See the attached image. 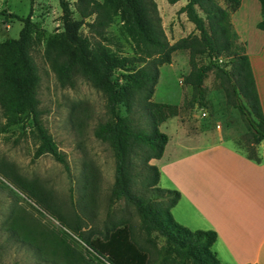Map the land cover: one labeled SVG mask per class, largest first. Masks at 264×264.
Here are the masks:
<instances>
[{
    "label": "trees",
    "instance_id": "16d2710c",
    "mask_svg": "<svg viewBox=\"0 0 264 264\" xmlns=\"http://www.w3.org/2000/svg\"><path fill=\"white\" fill-rule=\"evenodd\" d=\"M58 1L62 13L56 31L39 29L30 21L29 14L19 17L8 13L9 17L21 20V27L16 37L0 40V131L29 119L36 140L32 159L48 154L67 167L63 152L42 122L38 106V73L30 51L42 42L43 57L59 85H72L76 77H81L102 93L106 116L97 122L93 135L107 142L113 156L109 200H122L133 206L148 244L144 246L135 240L127 220H114L108 212L100 228L93 224L87 227L88 223L73 208L61 211L47 189L0 161L1 170L11 178L12 184L51 208L84 247L78 249L73 238L52 235L49 229L34 230L17 213L10 222L11 229L15 232L14 228L20 229L18 236L24 241H45L46 236H53L49 251L60 259L59 264H225L210 249L215 232L191 230L176 222L170 207L177 201L179 192L157 185L159 170L148 160L162 154L167 135L158 125L177 114L178 106L153 100L151 95L158 66L169 63L172 52L185 50L189 70L182 81L191 89L185 104L204 107L203 79L211 70L227 102L237 109L247 128L244 144L237 142V149L255 161L264 159V153L258 154L255 147L264 139V116L248 56L235 43L236 32L230 21V14L238 8L240 0H185L176 13L183 12L193 30L172 42L161 27L154 0H75L72 9L66 1ZM258 3L260 18L255 26L264 30V0ZM73 11L77 17L72 16ZM116 18L121 21V32L133 44L130 55H116L107 46L111 40L105 35L106 28ZM83 26L87 33L82 31ZM202 55L207 57L206 62L198 61ZM220 55L229 56L227 69L217 62ZM134 107L144 119L142 127L132 123L130 114ZM137 152L146 174L138 187H134L131 169ZM81 186L80 212L91 218L95 178L90 170L83 173Z\"/></svg>",
    "mask_w": 264,
    "mask_h": 264
},
{
    "label": "rangeland",
    "instance_id": "374dc122",
    "mask_svg": "<svg viewBox=\"0 0 264 264\" xmlns=\"http://www.w3.org/2000/svg\"><path fill=\"white\" fill-rule=\"evenodd\" d=\"M64 1L69 8H73L75 0ZM154 1L161 27L169 42L193 30L192 23L186 19L184 13H176L179 3L185 0H177L174 3H168L166 0ZM240 1L242 6L230 14V21L236 32L235 43L245 52L258 47L261 39L264 38V31L255 26V22L260 18L258 0ZM7 12L19 17L29 14L30 21L44 31H56L60 28L62 10L58 0H0V40L16 37L21 27V20L13 16L9 17ZM72 16L77 17V14L73 11ZM120 23L121 21L116 18L106 28L105 35L111 40L107 46L116 55H130L134 51L133 44L121 32ZM86 30V26H83L82 31L87 33ZM42 47V42H38L30 51L38 73L36 84L38 106L41 110L42 122L57 147L63 152L67 167L48 154L32 159L36 140L31 132L32 125L29 119H23L0 131V161L11 166L18 175L35 180L47 189L51 193L53 203H56L61 211L73 208L88 223L87 227L93 224L100 228L108 212L114 220H127L135 240L147 246L148 243L138 226V216L133 206L122 200L113 202L109 200V189L113 180V156L107 142L93 135L97 122L104 120L106 116L102 93L81 77H76L72 85H59L43 57ZM228 57V55L217 57V62L226 69L229 67L226 62ZM198 61L206 62L207 57L202 55ZM188 70L185 50L172 52L170 62L158 66V78L151 98L178 106L177 114L165 119L166 130L173 135L183 133L186 136H199L204 142L226 140L236 148L237 142L240 145L244 144L246 125L237 109L227 102L211 70L203 79L206 89L204 107L185 104L191 89L182 81V77ZM201 111H204L205 115H201ZM130 115L135 127L144 126V119L139 110L134 107ZM0 120H2L1 116ZM159 125L158 128L163 130V126L160 128ZM255 147L258 154L264 153L262 141ZM140 159L139 152L132 158L134 187H138L142 176L146 174V170L140 165ZM151 161L152 158L148 160L149 163H152ZM89 170L95 178L93 194L91 193L93 218L82 215L78 200L79 195L82 194L83 173ZM16 213L22 218L24 216L34 230L49 229L52 235L59 234L73 238L76 247L83 249L84 244L60 223L51 208L38 203L32 196L20 192L12 184L11 178L0 168V264H59L60 262V259L49 251L53 236L48 235L45 241L38 242L19 238L20 229L14 228L15 232L10 227L12 217ZM155 242L159 243L160 240L155 239ZM58 247L59 245L56 248Z\"/></svg>",
    "mask_w": 264,
    "mask_h": 264
},
{
    "label": "crops",
    "instance_id": "0c3cea01",
    "mask_svg": "<svg viewBox=\"0 0 264 264\" xmlns=\"http://www.w3.org/2000/svg\"><path fill=\"white\" fill-rule=\"evenodd\" d=\"M245 52L264 116V38ZM166 123L159 125L167 135L162 154L151 162L157 185L179 192L172 218L191 230H213L210 249L220 262L264 264V159H250L226 140L173 135Z\"/></svg>",
    "mask_w": 264,
    "mask_h": 264
},
{
    "label": "built area",
    "instance_id": "2783aa9c",
    "mask_svg": "<svg viewBox=\"0 0 264 264\" xmlns=\"http://www.w3.org/2000/svg\"><path fill=\"white\" fill-rule=\"evenodd\" d=\"M58 25H59V23H58ZM201 115H205V112L201 111ZM249 264H254V263H249Z\"/></svg>",
    "mask_w": 264,
    "mask_h": 264
},
{
    "label": "water",
    "instance_id": "95a60500",
    "mask_svg": "<svg viewBox=\"0 0 264 264\" xmlns=\"http://www.w3.org/2000/svg\"><path fill=\"white\" fill-rule=\"evenodd\" d=\"M262 142L264 143V139L262 140Z\"/></svg>",
    "mask_w": 264,
    "mask_h": 264
}]
</instances>
